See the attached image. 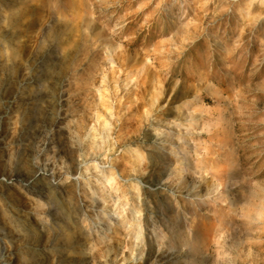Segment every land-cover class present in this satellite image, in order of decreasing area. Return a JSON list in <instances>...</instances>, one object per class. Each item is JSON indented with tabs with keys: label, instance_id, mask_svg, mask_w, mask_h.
Returning <instances> with one entry per match:
<instances>
[{
	"label": "rangeland",
	"instance_id": "1",
	"mask_svg": "<svg viewBox=\"0 0 264 264\" xmlns=\"http://www.w3.org/2000/svg\"><path fill=\"white\" fill-rule=\"evenodd\" d=\"M0 143V264H264V0H0Z\"/></svg>",
	"mask_w": 264,
	"mask_h": 264
},
{
	"label": "bare ground",
	"instance_id": "2",
	"mask_svg": "<svg viewBox=\"0 0 264 264\" xmlns=\"http://www.w3.org/2000/svg\"><path fill=\"white\" fill-rule=\"evenodd\" d=\"M72 102V106L74 107H76V105L75 104H77L78 102H79V106H84V102H82V100H80L79 98H76V100L75 101H70V103ZM68 103V102H67ZM81 104V105H80ZM69 106V105H68ZM78 106V105H77ZM71 108V111L70 112H73L74 110H76L77 108ZM85 107H86V105H85ZM84 107V116H85V114H86V116H88L89 115V112H88V108H85ZM90 107V106H89ZM91 108V107H90ZM91 109H93V108H91ZM68 110V109H67ZM90 111V110H89ZM88 112V113H87ZM86 116H85V118H86ZM83 117V116H82ZM81 119V120H79L78 122V129L81 131L83 128H85V126L88 124L87 123V120L86 119ZM92 119H93V116L91 117ZM55 124V123H54ZM45 125V124H44ZM53 126V125H52ZM48 128V127H47ZM51 128V127H50ZM8 135V134H7ZM3 136V135H2ZM5 136H6V134H5ZM9 136V135H8ZM57 136V135H56ZM81 136V135H80ZM60 137V136H59ZM6 138V137H5ZM9 138V137H8ZM7 139V138H6ZM53 139V138H52ZM51 139V140H52ZM5 140V139H4ZM58 141V140H57ZM53 142H55V141H53ZM4 143V142H3ZM50 143V142H49ZM52 143V142H51ZM56 144L58 143V142H55ZM60 143V142H59ZM1 144V143H0ZM3 145V144H2ZM59 145V144H58ZM60 145H61V143H60ZM94 142H93V144H91V145H89V147H88V149L90 150V149H93L94 148ZM54 146V145H53ZM4 147V146H3ZM59 149V148H58ZM61 149V148H60ZM8 150V149H7ZM49 152V151H48ZM40 153V152H39ZM38 155V154H37ZM36 155V156H37ZM75 155V154H74ZM73 154H72V156H74ZM35 158V157H34ZM72 160V163H73V165L75 164L74 162H75V160H73V157L71 158ZM34 160V159H33ZM38 162V161H37ZM77 163V162H76ZM37 164V163H36ZM32 165V164H31ZM30 165V166H31ZM67 165V164H66ZM76 165V164H75ZM54 166V165H53ZM29 167V166H28ZM41 168V167H40ZM77 168V167H76ZM69 169V168H68ZM78 169V168H77ZM71 170V169H70ZM79 170V169H78ZM74 171V170H73ZM83 172V171H82ZM33 173V172H32ZM38 173V172H37ZM63 174V173H62ZM88 174V173H87ZM36 175V174H35ZM55 175V174H54ZM58 175V174H57ZM94 176V175H93ZM95 176H97V175H95ZM99 176V175H98ZM87 177V176H86ZM37 178V177H36ZM84 178V177H83ZM97 178H99V177H97ZM58 179V178H57ZM42 180V179H41ZM63 180V179H62ZM79 181V180H78ZM98 181H100V180H98ZM27 182V181H26ZM28 182H29V180H28ZM51 182H53V181H51ZM64 182V181H63ZM90 179H87V178H85V181H84V183L82 184L83 186V188L81 189V192H80V196L82 197V198H84L85 200H88V202H92L93 200H94V198H93V196H91V194H90V192L89 191H87V189H86V187L90 184ZM38 184V183H37ZM60 185V184H59ZM91 185V184H90ZM95 186V185H94ZM39 187V186H38ZM56 188V187H55ZM99 188V189H98ZM23 189V188H22ZM28 189V188H27ZM40 189V188H39ZM47 189V188H46ZM50 188H48L47 190H49ZM68 189V188H67ZM103 191V189L102 188H100V183H98V185H96L95 186V193H97L98 191ZM50 191V190H49ZM40 192L41 193H43V192H45V193H47L48 191H46V190H44V189H40ZM25 193V192H24ZM52 194V193H51ZM33 196V195H32ZM37 197V196H36ZM74 199V198H73ZM45 201H46V199H45ZM87 202V203H88ZM85 203H86V201H85ZM43 204V203H42ZM82 204V203H81ZM90 205V204H89ZM45 206V205H44ZM43 207V206H42ZM41 209H43V208H41ZM77 209V208H76ZM39 210H40V207H39ZM38 209H36V211H39ZM1 212V211H0ZM34 213V212H33ZM36 213V212H35ZM1 214V213H0ZM4 217V216H3ZM1 220V219H0ZM41 223V222H40ZM133 227V225L131 224L130 225V227L129 228H132ZM51 235V234H50ZM139 236V235H138ZM133 243V242H132ZM131 243V244H132ZM134 246V245H133ZM130 248H132V247H130ZM13 256V255H12Z\"/></svg>",
	"mask_w": 264,
	"mask_h": 264
}]
</instances>
